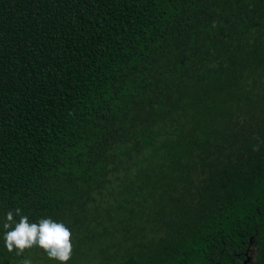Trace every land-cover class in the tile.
Wrapping results in <instances>:
<instances>
[{
    "label": "trees",
    "instance_id": "1",
    "mask_svg": "<svg viewBox=\"0 0 264 264\" xmlns=\"http://www.w3.org/2000/svg\"><path fill=\"white\" fill-rule=\"evenodd\" d=\"M17 207L67 264H264V0H0V264Z\"/></svg>",
    "mask_w": 264,
    "mask_h": 264
},
{
    "label": "clouds",
    "instance_id": "2",
    "mask_svg": "<svg viewBox=\"0 0 264 264\" xmlns=\"http://www.w3.org/2000/svg\"><path fill=\"white\" fill-rule=\"evenodd\" d=\"M21 212L17 207L6 213L2 224L4 247L9 252L15 251L17 256L23 255L27 249L38 247L49 259L58 264H67L73 253L71 230L63 222L51 218L29 222L28 217ZM16 217H19L18 221ZM20 264H32V261L25 258Z\"/></svg>",
    "mask_w": 264,
    "mask_h": 264
},
{
    "label": "rangeland",
    "instance_id": "3",
    "mask_svg": "<svg viewBox=\"0 0 264 264\" xmlns=\"http://www.w3.org/2000/svg\"><path fill=\"white\" fill-rule=\"evenodd\" d=\"M111 249L112 248L110 247L109 250ZM98 255H100L98 250L91 251V258L87 257V259L83 261L82 264H97V261L99 264L100 256ZM31 256L33 257L32 258L28 257V259H31L32 264H58V262L55 260H51V259L46 260L47 255H43L41 252H36ZM244 264H254V252L252 249L247 250V252L245 253Z\"/></svg>",
    "mask_w": 264,
    "mask_h": 264
}]
</instances>
